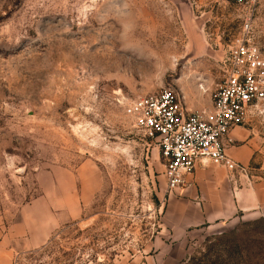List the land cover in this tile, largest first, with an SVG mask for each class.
Returning <instances> with one entry per match:
<instances>
[{
	"label": "rangeland",
	"instance_id": "374dc122",
	"mask_svg": "<svg viewBox=\"0 0 264 264\" xmlns=\"http://www.w3.org/2000/svg\"><path fill=\"white\" fill-rule=\"evenodd\" d=\"M244 18L231 0H0L7 264H264V220L180 223L124 110L163 89L208 109ZM253 34L264 55V0Z\"/></svg>",
	"mask_w": 264,
	"mask_h": 264
},
{
	"label": "built area",
	"instance_id": "2783aa9c",
	"mask_svg": "<svg viewBox=\"0 0 264 264\" xmlns=\"http://www.w3.org/2000/svg\"><path fill=\"white\" fill-rule=\"evenodd\" d=\"M231 2L245 18L221 63L223 82L211 95V107L191 111L180 94L163 89L132 100L124 108L135 127L156 143L165 161L170 194L184 187L185 177L198 164L248 175V169L227 154L225 139L254 114L264 116V55L253 34V16L260 0ZM200 88L204 90L203 85Z\"/></svg>",
	"mask_w": 264,
	"mask_h": 264
},
{
	"label": "crops",
	"instance_id": "0c3cea01",
	"mask_svg": "<svg viewBox=\"0 0 264 264\" xmlns=\"http://www.w3.org/2000/svg\"><path fill=\"white\" fill-rule=\"evenodd\" d=\"M263 117L254 114L225 139L227 154L246 167L248 175L238 176L224 167L198 164L185 177L184 187L172 193V208L179 214L181 224L191 229L222 226L245 218L264 220ZM10 240L11 235L4 237L0 231V264L8 262Z\"/></svg>",
	"mask_w": 264,
	"mask_h": 264
}]
</instances>
